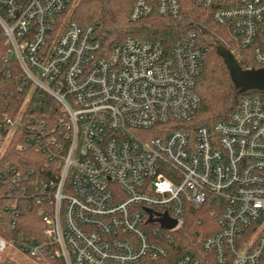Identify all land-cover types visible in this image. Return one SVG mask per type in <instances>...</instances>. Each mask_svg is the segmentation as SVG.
<instances>
[{
  "label": "built area",
  "instance_id": "obj_1",
  "mask_svg": "<svg viewBox=\"0 0 264 264\" xmlns=\"http://www.w3.org/2000/svg\"><path fill=\"white\" fill-rule=\"evenodd\" d=\"M182 1L134 0L130 18L175 17ZM191 1L264 67V0ZM70 3L0 0L8 57L62 112L52 132L41 123L25 135L48 155L49 179L29 193L20 171L0 165V197L14 200L2 208L34 201L47 239L0 236V253L14 247L42 264L56 245L64 264H264V100L244 95L228 119L198 125L197 33L168 49L133 36L108 45L66 19ZM21 129V115L0 119V156ZM203 207L217 222L203 257L171 250L165 242ZM164 214L174 227L161 225Z\"/></svg>",
  "mask_w": 264,
  "mask_h": 264
},
{
  "label": "trees",
  "instance_id": "obj_2",
  "mask_svg": "<svg viewBox=\"0 0 264 264\" xmlns=\"http://www.w3.org/2000/svg\"><path fill=\"white\" fill-rule=\"evenodd\" d=\"M134 0H71L72 17L83 27L93 26L97 33L112 45L133 36L142 40L159 42L168 49L173 43L184 39L189 33H197L205 46L203 65L196 80V92L201 106L195 123L214 125L226 120L236 109L239 99L244 95L257 96L264 100V91L250 90L238 93L223 58L217 47L222 45L234 51L240 65L244 68L261 67L249 50L242 49L227 27L217 24L211 11L198 6L191 0H183L180 13L175 16H160L156 13L139 20L130 18ZM9 45L0 29V119L5 115L22 116L24 130L16 131L5 152L0 156V165L9 164L20 171L28 192L32 185L52 176V163L48 155L25 135L45 123L46 131L55 129L57 117L62 115L59 103L50 95L32 86L22 76V70L13 58L8 57ZM22 144L23 148L19 147ZM8 186L1 187L0 193ZM13 205V199L0 197V236L7 242L23 236L27 240L44 242L46 223L38 212V205L23 197L11 210L2 206ZM209 207L191 209L189 219L182 230L174 234L173 242L165 244L176 253L194 252L203 257L200 242L215 230L217 222L211 217ZM54 254L53 257L51 255ZM64 264L56 245H47L42 264ZM0 264H19L10 257L0 258Z\"/></svg>",
  "mask_w": 264,
  "mask_h": 264
},
{
  "label": "water",
  "instance_id": "obj_3",
  "mask_svg": "<svg viewBox=\"0 0 264 264\" xmlns=\"http://www.w3.org/2000/svg\"><path fill=\"white\" fill-rule=\"evenodd\" d=\"M217 52L223 58L238 93L242 94L250 90L264 91V67L244 69L234 53L222 45L217 47ZM155 220L156 219L152 217L149 219V221ZM158 220L161 225L167 229L176 225V221L170 219L167 214H164V216Z\"/></svg>",
  "mask_w": 264,
  "mask_h": 264
},
{
  "label": "rangeland",
  "instance_id": "obj_4",
  "mask_svg": "<svg viewBox=\"0 0 264 264\" xmlns=\"http://www.w3.org/2000/svg\"><path fill=\"white\" fill-rule=\"evenodd\" d=\"M72 10L69 11L66 19L70 16ZM10 246V244H9ZM5 256H11L17 263L19 264H38L37 261H35L33 258L28 256L27 254L18 251L14 247H9L6 252H1L0 257H5Z\"/></svg>",
  "mask_w": 264,
  "mask_h": 264
}]
</instances>
